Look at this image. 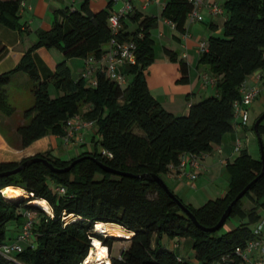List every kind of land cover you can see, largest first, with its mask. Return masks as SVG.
Masks as SVG:
<instances>
[{
	"label": "trees",
	"instance_id": "1",
	"mask_svg": "<svg viewBox=\"0 0 264 264\" xmlns=\"http://www.w3.org/2000/svg\"><path fill=\"white\" fill-rule=\"evenodd\" d=\"M24 1L0 0V23L21 32L19 11ZM224 7L228 18L223 36L210 37L208 51L201 52L199 59V64L207 66L216 79L220 96L191 105L185 116L166 111L148 88L144 71L155 61V42L150 33L155 19L133 10L123 20L122 30L114 36L108 23L111 12L93 13L84 6L80 10L56 11L52 27L37 31L38 40L18 66L0 75V119L15 113L7 88L16 74L25 73L32 82L35 105L25 114L30 123L17 129L23 148L48 135L65 137L66 123L76 116L95 123L99 139L93 138V151L70 161L48 152L19 163H0L3 174L34 158L64 169L85 157L67 172L55 173L38 162L16 174L0 176V247L13 243L7 236L10 224L19 226L20 233L26 213L39 217V222L34 220L33 242L26 243L24 250L12 257L0 253V264H82L90 254L93 239L109 249L110 259H105L109 263L104 260L101 264H190L175 253L157 248L166 237L192 239L196 264L242 263L235 250L254 239V229L249 224H241L224 234L220 231L226 223L217 232H204L178 203L200 225L216 226L237 195L261 174V160L242 152L225 168L229 191L200 208L185 204L168 185L173 196L153 180L123 177L101 168L104 165L134 175H156L164 180L173 171L172 167L179 166L182 155L200 157L221 148L224 135L234 130L233 103L241 98V86L255 71L264 68V0H228ZM192 10L188 0H172L163 17L185 32ZM129 23L137 24L135 31H130ZM113 38L136 46V64L121 66L128 77L126 85L112 81L106 73L104 56ZM41 48L57 50L66 60L81 58L85 62L95 58L93 79L97 84L87 85L83 76L74 80L66 60L57 65L49 81H43L33 58ZM165 51L174 57L173 52ZM179 65L182 73L179 82L187 83L188 65L184 61ZM50 83L55 85L57 97L50 95ZM263 121L258 127L260 137L264 135ZM98 145L113 157L98 152ZM9 187L21 188L26 195L18 201L9 200L1 192ZM58 187H64L66 193L60 194ZM249 196L254 198L256 208L247 213L242 200ZM243 198L235 204L230 217L249 216L251 223H255L259 219L258 207H264V176ZM36 200L46 201L50 213L38 204H31ZM99 224L116 225L133 234L125 238L129 245L121 251V258L112 254L119 237L95 232Z\"/></svg>",
	"mask_w": 264,
	"mask_h": 264
},
{
	"label": "crops",
	"instance_id": "2",
	"mask_svg": "<svg viewBox=\"0 0 264 264\" xmlns=\"http://www.w3.org/2000/svg\"><path fill=\"white\" fill-rule=\"evenodd\" d=\"M126 1L129 0H25L24 6L19 11L20 23L23 26L21 32L12 30L0 23V75L10 72L18 66L25 53L38 40L37 31L49 30L52 27L56 11L80 10L85 6L93 13L101 10H108L113 13L123 9ZM171 1L131 0V4L134 12L156 20L154 28L150 31L155 42V61L144 71L150 93L169 113L175 116H185L189 113L191 105L209 97L220 96L216 85L205 83V76H214L207 66L199 64V59L201 44L208 43L209 38L212 36H223L224 24L228 18L224 6L228 0H204V4L198 8L199 18L197 20L192 21L188 15L185 32L177 30L174 24L163 17L164 10ZM209 5H219L224 8V12L213 14ZM129 26L130 31H135L137 28V24L129 23ZM165 49L173 52L174 57L171 58L167 55ZM55 51L57 50L41 48L33 55L43 81H49L55 73L57 65L66 60L62 53L59 52L62 55L59 56ZM82 61L84 63V59ZM181 61L186 62L189 68V81L187 83L179 82L182 77L179 65ZM70 66L74 78V69L72 65ZM245 84L249 87H257L260 90L258 97L250 107L247 124L243 125L240 119L235 118L234 130L224 135L221 148L210 154L200 156L198 168L189 165L184 172L172 171L164 177L169 188L185 204L200 208L211 200L224 197L230 188V181L225 168L228 164H233L242 152H247L254 160H261V142L254 127L249 126V120L253 106L260 97L264 99V75L259 80L251 75ZM12 85L18 89L30 90L32 88V82L25 73L16 74L8 87H12ZM262 112L264 113V109ZM12 121L13 119L10 117L0 119V123L10 124L13 133L16 134V141L11 144L7 135L0 129V163H19L24 159L48 152L53 156L59 152L64 155L65 152L60 145L66 143L63 138L54 135L43 137L30 146L23 148L21 139L17 134V126H14ZM26 122L25 120L22 125ZM262 125H264V121ZM82 138L83 134L80 130L76 133L73 141L79 142ZM238 141L241 142L239 150H237ZM102 151H104L103 148L100 150L98 148V152ZM67 155L73 156L71 150H68ZM74 158L76 157L73 156L67 161ZM193 173L198 175L195 180L190 178V174ZM245 199H249L251 202L248 211L245 210ZM242 207L248 213L255 209L254 198L251 196L243 198ZM256 222H259V219ZM19 230L20 227L14 224L13 239L9 242L17 240ZM181 240L185 241L186 244L189 243L190 239ZM176 254L184 259L178 252Z\"/></svg>",
	"mask_w": 264,
	"mask_h": 264
},
{
	"label": "built area",
	"instance_id": "3",
	"mask_svg": "<svg viewBox=\"0 0 264 264\" xmlns=\"http://www.w3.org/2000/svg\"><path fill=\"white\" fill-rule=\"evenodd\" d=\"M117 1V0H115ZM188 2L193 6L192 12L189 14V18L195 21L199 18L198 8L204 4V0H188ZM24 6V2L21 4V8ZM209 8L213 14H222L224 8L219 5H209ZM133 11V6L131 0L126 1L123 9L119 12L111 13L108 23L114 36L119 34L122 30V22L127 18L129 14ZM173 24L171 21H169ZM201 52L208 51V43L201 44ZM136 46L133 42H121L116 38H113L109 45L107 53L104 56V61L107 65L106 73L107 76L114 82L120 85H126L128 83V77L122 72L121 66L124 64L135 65L137 62L135 54ZM97 64L95 58L90 57L85 61L86 71L82 75L83 78H88L91 76L95 70V65ZM254 75L258 80L264 75V68L258 69L254 72ZM205 83L207 85H216V79L214 77L205 76ZM91 84L95 86L97 83L95 79L91 80ZM241 98L233 103V112L236 119H240L243 125L247 124L249 119L250 107L253 102L258 97L260 90L257 87H249L243 84L240 89ZM83 122V123H82ZM93 124L92 122L84 121L79 116L70 119L66 123V136L63 140L66 144L73 141L77 132H79L82 126ZM241 142L237 143V150L241 147ZM102 154L112 158L113 155L110 152L103 151ZM193 166L195 168L199 167V157H194L189 154H184L181 157L180 164L177 168H173V171L184 172L187 166ZM198 177L196 173L190 174V178L195 180ZM57 191L60 194H65L66 190L64 187H58ZM26 222L24 223L21 232L19 233L17 240L11 244H5L0 247V253L8 257H12L15 253H20L24 250V245L30 242L33 238V227L34 218L31 213H26ZM264 221H262L258 227L254 229V239L249 241L243 247H237L235 252L241 258V264H264V231H263ZM102 243V242H101ZM103 244V243H102ZM94 245V239L92 241V246ZM108 249V247H107ZM91 250V249H90ZM122 252L119 254L121 258ZM109 260V249L108 256ZM100 261L97 263L99 264ZM106 263H109L106 261ZM86 264V260L82 263ZM225 264H229L228 261Z\"/></svg>",
	"mask_w": 264,
	"mask_h": 264
},
{
	"label": "rangeland",
	"instance_id": "4",
	"mask_svg": "<svg viewBox=\"0 0 264 264\" xmlns=\"http://www.w3.org/2000/svg\"><path fill=\"white\" fill-rule=\"evenodd\" d=\"M59 56H62L59 51H55ZM83 59L81 58H71L67 59V64L70 66L72 65V68L74 69L73 71V76L74 80L79 79L86 71L85 67V62L83 63ZM70 62V64H69ZM84 64V65H83ZM71 68V66H70ZM71 70V69H70ZM95 77V74L93 73L91 76L86 78V83L87 85L91 84V80ZM8 97H9V102L10 104L15 108V113L10 117L13 119L12 124L14 126L20 127L22 123L26 120V123H30V120L26 119V112L30 110L31 108L34 107L35 105V99L34 95L32 94V88L30 90H26L25 88L23 89H18L15 86L12 85V87H8ZM10 90H12L10 92ZM49 93L52 97H57L58 91L53 83H50L49 85ZM263 97H260L257 101V103L253 106L251 110V115H250V120H249V126L251 128L254 127L256 121L258 118L262 115L263 109H264V104H263ZM83 123V122H82ZM11 125H6L4 123H0V129L7 135L8 141L12 144L15 143L16 141V134L13 133L11 129ZM81 133L83 134V138L81 141L77 142L76 140L70 142L69 144H64L62 143V148L64 150V155H62L60 152L58 154H54L55 157L61 159V160H69L71 157L75 156L78 157L77 155L82 154L84 152H91L94 150V145L92 144V139L95 137L96 140L99 139V136L97 135V126L95 123L89 124L86 126H82L81 128ZM15 145V144H14ZM262 145L264 148V135L262 137ZM99 150L102 149L100 145H98ZM68 150H71L73 153V156H68L67 152ZM251 207V202L249 199H245V210L248 211ZM248 213V212H247ZM257 214L260 216L259 222L251 223L249 216L245 217L240 214L235 215L230 217L223 229L220 231L221 234L227 233L237 227H239L241 224H249L251 228H256L258 225L264 220V207H258L257 209ZM34 217L35 222H39V217L33 213L32 214ZM258 223V225H257ZM14 224H10L8 226V241L13 239L14 231H13ZM95 232L99 233L97 230V227H95ZM102 234V233H100ZM107 236L106 234H103ZM34 237L32 238L31 242H33ZM161 246H155L154 248L157 247L160 250H167L171 253H179L186 262H189L190 264H196V261L194 259V250H193V240L190 239L189 243L185 244V241L181 239H169V238H164L161 242ZM128 242L125 238H118V241H116L113 245L112 249V254L113 256L117 257L121 251L128 247ZM177 245V246H176ZM175 246V248H174ZM179 248V249H178ZM215 264H223V263H215Z\"/></svg>",
	"mask_w": 264,
	"mask_h": 264
},
{
	"label": "water",
	"instance_id": "5",
	"mask_svg": "<svg viewBox=\"0 0 264 264\" xmlns=\"http://www.w3.org/2000/svg\"><path fill=\"white\" fill-rule=\"evenodd\" d=\"M263 120H264V113L259 117V119L257 120V122H256V124L254 126V129H255L257 135L259 136V139H260V142H261V152H262L261 161H262V164H263V171L261 172V174L257 178H255L250 184H248L244 188V190H242L237 195V197L231 202V204L228 206V208L226 209V211L224 212L223 216L221 217L220 221L218 222V224L216 226H214L212 228H206V227L200 225L198 223L197 219L195 218V216L189 210H187L184 207V205H182L180 202L178 203L179 206L182 208V210L191 218V220L194 222V224L199 229H201L202 231H204V232H217V231H219L223 227V225L226 223L227 219L230 217V214H231L232 209L235 206V204L239 200H241L250 191V189L264 176V148H263L262 140H261V137H260V134H259V131H258V127H259V125L261 124V122ZM84 159H85V157L77 159V160L73 161L69 167L64 168V169H58V168H55L52 164H50L47 160L34 158V159H31V160H28V161L24 162L22 165L18 166L17 168H15L14 170H12L10 172L0 174V176H8V175L16 174V173L22 171L23 169H25L30 164L38 163V162L44 163L47 167H49L55 173L67 172V171H69L71 168H73L75 165H77L79 162H81ZM101 168L103 170L107 171V172H110L112 174H116V175H119V176H123V177H132V178H136V179H148V180L150 179V180H153L154 182H157L167 193H169L170 196H173V194L171 193V191L168 188V186L165 183V181L163 179H161L160 177L156 176V175H154V176H149L147 174H145V175H134V174H131V173H124V172L116 171V170L110 169V168H108V167H106L104 165H101ZM1 192L5 196L4 190H2ZM32 196H33V194L28 195V199H30Z\"/></svg>",
	"mask_w": 264,
	"mask_h": 264
},
{
	"label": "bare ground",
	"instance_id": "6",
	"mask_svg": "<svg viewBox=\"0 0 264 264\" xmlns=\"http://www.w3.org/2000/svg\"><path fill=\"white\" fill-rule=\"evenodd\" d=\"M4 194L7 199L12 201H18L19 199H22L24 197L23 195H26V191L21 188L9 187L4 190ZM31 204L32 205L38 204L45 211L50 213V206L46 201L36 200L31 202ZM97 230L99 233L102 234L112 233L113 235L119 238H129L133 236L132 233L126 232V230H123L119 226L111 225V224H99L97 225ZM107 256H108L107 247H105L100 240L94 239V245L92 246L89 256L86 258V264H97L99 261H100L99 264H101L107 258Z\"/></svg>",
	"mask_w": 264,
	"mask_h": 264
}]
</instances>
